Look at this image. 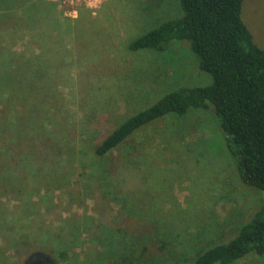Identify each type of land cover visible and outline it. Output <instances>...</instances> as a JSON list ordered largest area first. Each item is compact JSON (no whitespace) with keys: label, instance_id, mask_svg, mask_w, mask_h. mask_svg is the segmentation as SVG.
Masks as SVG:
<instances>
[{"label":"rangeland","instance_id":"rangeland-1","mask_svg":"<svg viewBox=\"0 0 264 264\" xmlns=\"http://www.w3.org/2000/svg\"><path fill=\"white\" fill-rule=\"evenodd\" d=\"M178 6L0 0V264L40 255L51 264H137L153 253L189 264L264 202L240 181L203 109L165 115L95 153L117 123L163 93L212 82L185 42L168 52L126 46ZM242 17L264 48V0H244ZM231 264L264 258L252 252Z\"/></svg>","mask_w":264,"mask_h":264},{"label":"trees","instance_id":"trees-1","mask_svg":"<svg viewBox=\"0 0 264 264\" xmlns=\"http://www.w3.org/2000/svg\"><path fill=\"white\" fill-rule=\"evenodd\" d=\"M243 1L178 0L180 12L127 41L131 51L160 52L185 42L193 64L209 72L212 82L184 81L128 115L96 144L97 155L105 156L165 115L203 109L216 124L240 181L264 192V48L242 17ZM252 252L264 258V202L232 237L198 251L189 264H231ZM146 258L137 264H164L156 253Z\"/></svg>","mask_w":264,"mask_h":264},{"label":"flooded vegetation","instance_id":"flooded-vegetation-1","mask_svg":"<svg viewBox=\"0 0 264 264\" xmlns=\"http://www.w3.org/2000/svg\"><path fill=\"white\" fill-rule=\"evenodd\" d=\"M28 264H51V262H48V259L40 255L35 259L32 258Z\"/></svg>","mask_w":264,"mask_h":264}]
</instances>
